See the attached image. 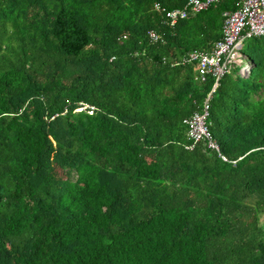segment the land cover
I'll return each instance as SVG.
<instances>
[{"label":"trees","instance_id":"trees-1","mask_svg":"<svg viewBox=\"0 0 264 264\" xmlns=\"http://www.w3.org/2000/svg\"><path fill=\"white\" fill-rule=\"evenodd\" d=\"M187 1L0 0V264H264V35L193 142L182 57L235 5L154 8Z\"/></svg>","mask_w":264,"mask_h":264},{"label":"built area","instance_id":"built-area-1","mask_svg":"<svg viewBox=\"0 0 264 264\" xmlns=\"http://www.w3.org/2000/svg\"><path fill=\"white\" fill-rule=\"evenodd\" d=\"M235 9L223 12L221 37L208 50H192L182 57L183 63H193L195 80L202 82L206 77H214L213 87L202 103L199 111L184 120L187 135L193 142L206 141L207 145L219 151V145L211 139L206 120L209 113V96L215 90L219 79L233 71V67L241 65L240 73L244 74L249 67L247 57L242 53L244 40L264 35V0H233ZM220 0H188L182 7L167 9L159 3L154 4L156 11L163 14L164 20L173 26L177 21L185 19L190 13H198L216 5ZM152 40L160 36L149 31Z\"/></svg>","mask_w":264,"mask_h":264},{"label":"rangeland","instance_id":"rangeland-1","mask_svg":"<svg viewBox=\"0 0 264 264\" xmlns=\"http://www.w3.org/2000/svg\"><path fill=\"white\" fill-rule=\"evenodd\" d=\"M248 42H247V40H244V43L242 44V49H241V51H242V53L247 57V55H248V53H249V51H250V49L248 48ZM241 70V65H236V66H234L233 67V71H235V73H240L239 71ZM247 74V72H245L244 74H242V75H246Z\"/></svg>","mask_w":264,"mask_h":264},{"label":"water","instance_id":"water-1","mask_svg":"<svg viewBox=\"0 0 264 264\" xmlns=\"http://www.w3.org/2000/svg\"><path fill=\"white\" fill-rule=\"evenodd\" d=\"M249 71H250V66H249V67L246 69V71H245V72H247V73H248Z\"/></svg>","mask_w":264,"mask_h":264},{"label":"clouds","instance_id":"clouds-1","mask_svg":"<svg viewBox=\"0 0 264 264\" xmlns=\"http://www.w3.org/2000/svg\"><path fill=\"white\" fill-rule=\"evenodd\" d=\"M245 73V72H244Z\"/></svg>","mask_w":264,"mask_h":264}]
</instances>
